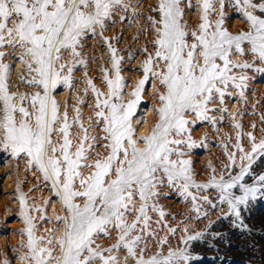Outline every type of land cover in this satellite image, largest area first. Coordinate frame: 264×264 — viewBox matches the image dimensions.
<instances>
[{"label":"snow or ice","instance_id":"snow-or-ice-1","mask_svg":"<svg viewBox=\"0 0 264 264\" xmlns=\"http://www.w3.org/2000/svg\"><path fill=\"white\" fill-rule=\"evenodd\" d=\"M219 2L222 7L223 0ZM121 3L122 0H0V47L8 45L23 50L21 59L33 74L24 82L39 89L31 95L11 92L7 83L9 66L2 63L4 52L0 51V144L16 156L25 154L29 158L28 163L51 181L67 213L63 218L57 217L64 224L58 240L59 255L51 247L40 246L42 238L34 236L31 218H27L29 253L23 259L28 264H184L188 256L183 249H169L167 254L149 249L148 239L156 237L150 212L158 213L161 219L165 215L155 199L160 187L166 183L193 202L207 201L208 197H198L190 188L214 187L219 191L221 203L227 202L236 217L241 215L240 206L255 199L264 188V175H259L257 184L242 183L253 164L264 157V137L257 140L248 133L249 149L240 143L235 145L240 153L238 174H229L227 179L223 174L219 178L213 175L205 184L194 182L191 162L183 158L185 153L179 148L188 143L177 138L188 132L190 121L186 116L195 113L197 119H210L207 113L212 110L209 105L214 97L218 95L223 104L229 83L241 88L247 79L231 74L233 67H250L247 63L233 64L232 50L243 54L242 45L247 43L250 52L264 62V18L244 11L249 30L230 34L222 27V12L214 25L209 20L210 13L216 11L213 0H202V23L199 31L190 33L192 43L188 42L189 33L182 24L180 0H159V19L153 21L156 51L144 62V78L130 94L133 99L126 103L121 101L124 84L120 60L112 49L115 77L109 78L107 71L104 75L108 93L105 95L91 80L87 81L96 94L95 116L104 124L103 139L108 142L103 145L105 154L97 153L91 164L82 163L88 159L86 152L92 147L85 148L89 136L83 124L80 127L84 136L75 152L71 151L74 145L68 113H60L51 94L58 84H70L73 68L59 63L61 54L70 51L74 58L79 57L77 47L81 37L94 33L97 27L103 28L115 6ZM239 3L257 7L251 0H238ZM258 7L264 14V4ZM154 62H162L159 72L153 71ZM66 67L69 75L62 76ZM149 73L159 77L165 89L159 95V120L150 135L135 138L131 117ZM53 136L60 137L62 142H54ZM138 139L143 147L137 146ZM193 145L194 142L188 143L189 147ZM228 159L230 164L224 165L225 169L235 166L236 153H229ZM87 169L91 171L85 175ZM237 187L241 195L233 194ZM20 202L23 206V197ZM113 232L115 243L110 247L95 244L101 234L111 239ZM47 243L51 245L52 241ZM157 243L163 246L167 239L160 238Z\"/></svg>","mask_w":264,"mask_h":264},{"label":"bare ground","instance_id":"bare-ground-1","mask_svg":"<svg viewBox=\"0 0 264 264\" xmlns=\"http://www.w3.org/2000/svg\"><path fill=\"white\" fill-rule=\"evenodd\" d=\"M158 3L159 0H122L120 5L115 6L103 28L97 27L94 33L88 32L81 37L77 47L79 57L74 58L70 51L61 54L59 63L73 68L70 84H58L51 94L59 105L60 113H68V121L72 125V152H75V147L84 136L80 125L83 124L84 129L88 130L89 140L85 148L88 149L89 145L92 147L86 152L88 159L82 163L91 164L97 153L105 154L103 145L108 143L103 139L104 124L98 122L95 116L96 94L87 81L91 80L105 95L108 93L104 75L107 71L109 78L115 77L112 62L114 48L120 60V75L124 84L121 101L126 103L133 99L130 94L145 75L144 62L149 55L154 56L156 51L154 41L157 34L153 21L159 19ZM213 3L216 11L210 13L209 20L214 25L221 18L222 12V27L233 35L249 30L250 24L244 11L264 18L258 7L264 4V0H251L252 4L257 5L256 8L238 4V0H223L222 7L219 0H213ZM180 7L183 10L182 24L189 33L188 42L192 43L190 33L199 31L202 23V0H180ZM11 26L9 22V27ZM242 47L243 54L233 49L230 58L233 64L250 65L248 68H232V75H243L247 78L243 86L237 88L230 82L225 90L223 104L216 95L214 102L209 105L212 109L207 113L210 119H197L195 113L188 114V132L177 137L188 143L194 142L192 147L185 143L179 148L185 153L183 158L190 160L192 179L197 184L208 183L213 175L219 178L223 174L227 179L229 174H238L240 153L235 145L240 143L242 147L249 149L248 133H252L257 140L264 137V62L250 52V45L245 43ZM0 51L4 52L2 63L9 66L7 83L10 91L17 95H31L38 91V88L24 82L30 80L33 74L29 73L21 59L23 50L4 45L0 47ZM218 63L222 64V61ZM161 65L162 62H154L153 71L159 72ZM61 75H69L67 67ZM239 82L237 79L236 83ZM164 91L160 78L149 73L131 117L135 138L151 134L159 120V95ZM92 137L96 139L92 140ZM53 141L62 142L57 136H53ZM137 146H144L139 139ZM229 153H236L237 160L235 166L225 169L224 165L230 164ZM28 160L25 154L16 156L10 148L5 149L0 144V264H28L23 259L29 253L28 217L31 218L34 236L42 238L40 246L51 247L54 254L59 255L58 240L63 235L64 224L57 217H65L66 209L51 181L45 180L43 173L34 164H29ZM89 171L91 170H84V174L87 175ZM259 175H264V157L253 164L242 183L257 184ZM189 191L198 197L207 196L208 200L198 199L193 202L191 197L186 199L176 188H170L166 183L159 188L160 194L155 199L165 215L161 219L158 213L150 212L152 227L156 233L155 238L148 239L150 251H163L167 254L169 249L185 247L189 255L184 264H239V261L264 264V205L258 206L260 199L264 198V188H261L255 199L240 206V218L248 228H241L242 226L233 223L235 217L227 212V202L221 203L219 200V191L216 188H190ZM232 191L234 195L242 194L238 187ZM21 197L25 201L23 206ZM157 220H160L159 224L155 223ZM115 236V232L111 239L101 234L95 244L108 248L115 243ZM190 236L198 238L189 240ZM160 238H166L167 244L160 246L157 243ZM49 240L52 241L51 245L47 243ZM209 252L214 253V258L201 262L200 258Z\"/></svg>","mask_w":264,"mask_h":264},{"label":"rangeland","instance_id":"rangeland-1","mask_svg":"<svg viewBox=\"0 0 264 264\" xmlns=\"http://www.w3.org/2000/svg\"><path fill=\"white\" fill-rule=\"evenodd\" d=\"M226 203V202H225ZM260 204L258 205V206H262V205H264V198H261L260 199V202H259ZM228 207V208H227ZM227 207H226V209H227V212L228 213H230V215H232V213H231V210L229 209V206H228V204H227ZM233 216L235 217L234 218V220H233V223L236 225V226H239V227H241V228H248V225L246 224V223H244L242 220H241V216L240 217H236L234 214H233ZM241 221H240V220ZM243 222V223H242ZM184 251H185V254L188 256L189 254H188V252H187V249L184 247V248H182ZM212 253V254H211ZM208 256V257H207ZM212 257V258H211ZM195 258V257H194ZM214 258V253L213 252H209V253H207L206 255H203L202 256V258H200V260H201V262H207V261H209V260H211V259H213ZM239 264H248V263H246V262H243V261H239L238 262Z\"/></svg>","mask_w":264,"mask_h":264}]
</instances>
